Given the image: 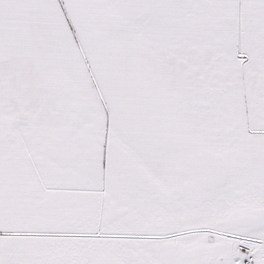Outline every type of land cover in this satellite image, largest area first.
Listing matches in <instances>:
<instances>
[{
    "label": "rangeland",
    "instance_id": "1",
    "mask_svg": "<svg viewBox=\"0 0 264 264\" xmlns=\"http://www.w3.org/2000/svg\"><path fill=\"white\" fill-rule=\"evenodd\" d=\"M257 195L264 0H0V264H264Z\"/></svg>",
    "mask_w": 264,
    "mask_h": 264
},
{
    "label": "crops",
    "instance_id": "2",
    "mask_svg": "<svg viewBox=\"0 0 264 264\" xmlns=\"http://www.w3.org/2000/svg\"><path fill=\"white\" fill-rule=\"evenodd\" d=\"M258 156L259 155H257V157ZM257 196L259 197H253L252 200H250V202L249 201H247L248 203L245 202V204H249V206H251L252 208H255L253 212L255 213L256 219L254 221H251L254 224L261 223L257 215L264 213V200H262V198L259 199L261 197L260 195H257Z\"/></svg>",
    "mask_w": 264,
    "mask_h": 264
}]
</instances>
